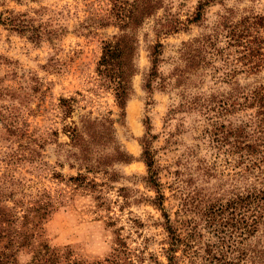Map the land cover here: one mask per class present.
Instances as JSON below:
<instances>
[{"label":"rangeland","instance_id":"1","mask_svg":"<svg viewBox=\"0 0 264 264\" xmlns=\"http://www.w3.org/2000/svg\"><path fill=\"white\" fill-rule=\"evenodd\" d=\"M128 1L0 0V191L2 197L24 200L30 192L47 190L54 206L41 222L37 240L69 247L83 264H108L117 237L125 241L127 260L135 262L142 254L144 264H167L170 239L163 212L184 239L176 251L179 264H209L205 248L216 236L205 219L208 207L214 201L225 203L251 179L236 174L240 168L233 160L232 135L227 134L226 143L215 141L211 123L235 124L253 109L208 118L196 105L177 108L183 84L161 89L159 83L176 66L186 65L180 52L183 41L215 33L227 8L235 10L236 18L249 12L264 16V0H217L207 5L198 22L189 19L199 0H163V9L138 29L134 93L125 118H120L113 94L99 85L95 68L103 42L118 32L117 5ZM161 17H178L184 24L158 35L155 29ZM9 19L19 24L18 29ZM220 29L216 50L209 49L214 55H208L216 58V77L210 75L209 65L199 68L201 78L193 76L189 85L195 96L232 98L235 79L248 87L264 84V67L224 78L237 53ZM260 30L264 36V27ZM157 40L163 43L159 78L148 90L144 77ZM61 98H73L67 116ZM86 114L112 117L115 138L130 156L109 167V179L102 173H86L98 183L94 188L68 180L77 170L63 156L62 144L69 141L63 126L79 124ZM145 137L158 185L147 181ZM31 254L30 248H23L16 257L26 263Z\"/></svg>","mask_w":264,"mask_h":264},{"label":"trees","instance_id":"2","mask_svg":"<svg viewBox=\"0 0 264 264\" xmlns=\"http://www.w3.org/2000/svg\"><path fill=\"white\" fill-rule=\"evenodd\" d=\"M214 1L217 0H199L189 21L202 20L207 5ZM160 9H163V0H129L124 5H117L114 15L118 32L103 42L95 71L99 85L113 94L120 118H125L127 101L134 93L132 80L138 71L136 60L140 45L138 29L147 17L155 15ZM168 14L171 15L167 13L166 16ZM9 24L14 29L19 27L13 19H9ZM182 24L178 17H161L155 31L158 35L168 34L179 30ZM218 27L226 32L222 33L223 36L228 37V44L234 46L237 53L230 72H224L225 79L240 73H256L264 67V53L261 52L264 36L260 30L264 27V16L249 12L236 18L235 10L227 8L226 13L219 16L215 33L183 41L180 52L186 65L176 66L169 77L160 81L159 87L166 89L183 84L177 108L196 105L208 118H223L231 112L253 109L245 113V119L238 117L235 124L211 123L215 141L226 143L227 134L232 135L229 143L235 156L233 160L235 166L240 168L236 174L239 178L248 176L251 179L225 203L214 201L208 207L205 219L212 227L216 240L207 243L205 251L209 264H264V84L248 87L235 79L234 93L229 99H216L203 93V96H195L189 91L192 77L201 78L198 70L202 66L209 65L210 75L216 77V58L209 57L214 55L209 49L216 50L214 44ZM162 48L163 43L157 40L150 49L151 66L144 77V86L148 90H151L153 81L159 78ZM226 61L224 59L223 64H227ZM72 99H60L64 116L71 112L69 102ZM79 122L73 121L63 126V132L69 137V141L62 144L65 147L63 156L68 166L77 170V174L69 176L68 180L83 188H94L98 183L95 179H89L86 173H102L109 179V167L114 162H127L130 156L115 138L112 117L107 114L94 117L86 114L81 116ZM220 127L225 128L224 132L219 131ZM148 141L146 137L142 140L143 155L149 170L147 181L158 185L152 170ZM157 204L161 205V202ZM53 206L54 201L45 189L28 193V198L24 200L9 195L2 197L0 191V264H83L69 247L51 246L44 239L37 240L42 229L41 222L53 210ZM163 217L170 239L167 264H179L176 251L184 239L166 212H163ZM124 243L122 238L117 237L116 246L107 258L108 264H144L142 254L137 255L135 262L123 257L126 253ZM23 248H30L32 252L26 263L19 262L16 257Z\"/></svg>","mask_w":264,"mask_h":264}]
</instances>
